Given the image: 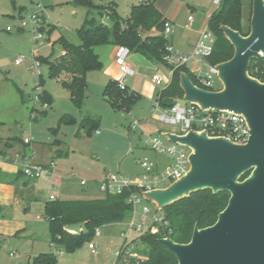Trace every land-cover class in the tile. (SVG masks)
I'll use <instances>...</instances> for the list:
<instances>
[{
	"label": "rangeland",
	"instance_id": "obj_1",
	"mask_svg": "<svg viewBox=\"0 0 264 264\" xmlns=\"http://www.w3.org/2000/svg\"><path fill=\"white\" fill-rule=\"evenodd\" d=\"M184 1L190 3L193 14L201 15L206 0ZM92 2L95 5L111 4L121 16L127 17L132 2L136 1L92 0ZM89 10L88 7L77 5L72 0H15V4L12 0H0V150L11 147L14 137H17V143L13 151L16 152L18 149L21 151L23 147L21 139L28 136L32 139L33 146L38 153L41 152L44 144L51 147L55 139H61L62 149L68 152V155L56 159L57 168L64 171L65 177L69 181L68 189L70 191L61 195V199L89 197L88 188L86 189L80 184L81 179L86 180L91 189L96 181H102L108 173L120 172L132 179L142 175L143 169L137 161L145 156L150 160H157L162 167L171 161V158L159 155L145 147V138L159 135L161 130L158 117L153 115L152 105L155 100H149L142 96L128 114L112 108L104 91L99 92V89L92 88L94 93L90 94V98L83 108L78 109L71 101L69 90L61 83L63 76L51 78L48 66L42 63L44 86L53 97L54 103L52 107L44 108L34 102L32 88L34 77L29 70L33 58L59 56L62 53V45L57 40L61 36L74 44H80L77 30L83 24L82 21ZM243 10V28L247 30L248 26H251L253 0H243ZM90 12L97 20L101 21L102 16L97 9H91ZM35 13L40 15L43 21L45 20L41 28L45 38L42 43L34 41V33H39L38 28L33 29L29 26L22 29L19 27L21 18L29 17ZM193 14L191 13V15ZM102 15L104 16L105 13ZM51 24L55 27L50 30ZM10 25L13 26L12 31L6 29ZM203 28L202 25L201 29ZM177 30L173 26L172 33L175 32L173 36L175 43L185 34L182 28ZM98 47H101L100 50L103 49L104 55L110 54L111 44ZM174 48L179 50L175 46ZM21 55L26 56L27 59L20 65L15 64V59ZM159 64L166 66L164 63ZM133 67H136L135 64ZM88 74L93 85L102 84L99 72L91 71ZM142 75L144 80L151 78L146 73ZM156 86L160 87V90L163 89L161 85ZM222 88L224 85L219 79H216L214 89ZM19 90L23 92V97ZM146 114H149L150 117ZM65 115L74 117L76 122H61ZM86 115L100 120L97 132L95 130L88 133L87 129L81 126V121ZM134 120H137L138 124L132 128ZM162 125L169 128V130L162 131L178 132L173 126ZM6 144L8 147L5 146ZM246 173L248 174L245 178L251 174V171ZM171 184V182H162L158 185V189L167 188ZM101 193L97 190L96 195ZM29 205L31 206V203L28 201L25 203L14 202L11 205V214L15 221L25 222L28 229L35 233V237L33 240L27 238L21 243L20 257L18 258L10 257L7 249H1L0 264H19L30 253L38 255L51 253L46 244L49 224L46 218L42 220L36 218L37 211L33 206L29 211H26V207ZM148 205L152 212L157 210V206L153 202H148ZM160 213L164 214V210H161ZM140 217L138 214L136 223L140 221ZM130 222L129 219L101 226L100 234L95 235L91 240L98 245L97 253H93L89 248L90 241L85 242L71 253L59 247L61 253H58V264H115L116 251L121 248L125 240L122 233L128 231ZM150 223L149 220L147 226ZM134 236H136V232L132 231L129 240ZM134 243L132 247L139 253L138 242Z\"/></svg>",
	"mask_w": 264,
	"mask_h": 264
},
{
	"label": "trees",
	"instance_id": "obj_2",
	"mask_svg": "<svg viewBox=\"0 0 264 264\" xmlns=\"http://www.w3.org/2000/svg\"><path fill=\"white\" fill-rule=\"evenodd\" d=\"M72 1L90 10L97 9L101 16L105 13L111 21V24L99 21L91 15L89 10L83 24L77 30L80 44H74L61 36L57 41L62 45V54L54 58L37 56L43 64L48 66L51 78H59L63 73L69 76L61 80V83L69 90L71 101L76 108L82 109L85 104L88 73L102 69L103 64L95 51L97 46L113 44L127 47L130 52L139 53L150 61L169 65L165 59L169 54L167 50L169 39L163 34L167 19L154 2L144 1L133 5L130 14L123 17L111 4L95 5L92 0ZM12 2L15 4V0ZM243 15V0H223L210 17L208 28L215 36L213 53L207 58L210 64H219L234 56V45L221 29L222 26H229L244 36L249 35L251 26L249 25L247 30L243 28ZM53 28L52 26L50 30ZM181 72H186L196 85L207 89L200 84L197 76L183 65L174 71L171 83L158 92L157 100L163 102L165 97L184 99ZM249 75L264 82V56L251 60ZM42 84L44 85V79ZM19 93L23 97L21 90ZM104 95L112 108L127 113L142 97L140 93L128 87L121 89L116 80L109 81ZM43 100L48 102L49 106L52 105V97L46 90H44ZM61 122L75 123L76 119L65 115ZM81 126L86 128L88 133H92L99 129L100 120L86 115L81 121ZM5 146L8 147L7 144ZM7 152V149L0 150L3 156H7ZM20 173L23 174L22 170ZM247 174H244L241 180L245 179ZM131 191L136 189H126L120 194L104 193L101 197L93 199L50 200L46 205L45 216L49 222L51 244L71 253L85 242H91L97 228L129 219L132 216V206L128 203ZM229 198V192L214 193L212 189L206 188L166 205L163 210L170 229V231L166 230V236L178 243H188L195 226L205 228L217 221L219 214L228 205ZM79 226H83V229L74 230ZM165 234H152L147 230L137 235L133 241L139 240L143 244V247L138 249L143 258H132L130 264H177L175 253L161 241ZM124 244L125 242L121 248ZM30 264H58V256L54 252L41 253L35 256Z\"/></svg>",
	"mask_w": 264,
	"mask_h": 264
},
{
	"label": "water",
	"instance_id": "obj_3",
	"mask_svg": "<svg viewBox=\"0 0 264 264\" xmlns=\"http://www.w3.org/2000/svg\"><path fill=\"white\" fill-rule=\"evenodd\" d=\"M221 29L235 48L230 60L217 65L224 88H201L181 72L184 99L203 109L243 113L251 136L247 143L238 144L224 137H211L205 130L162 132L192 152L191 167L181 179L167 188L143 192L157 210L201 189L230 193L228 205L217 221L205 228L195 226L188 243L170 237L161 239L175 253L177 264H264V82L249 75L251 60L264 56V0H253L249 35L229 26ZM176 99L165 97L163 104L172 106ZM248 171L251 174L241 180Z\"/></svg>",
	"mask_w": 264,
	"mask_h": 264
},
{
	"label": "built area",
	"instance_id": "obj_4",
	"mask_svg": "<svg viewBox=\"0 0 264 264\" xmlns=\"http://www.w3.org/2000/svg\"><path fill=\"white\" fill-rule=\"evenodd\" d=\"M222 1L223 0H214L217 9ZM188 20L192 21L193 15H189ZM44 21L40 15L35 13L29 17L21 18L19 27L22 29L29 26L33 27V29L38 28L39 33H34V41L42 43L45 39L43 31H41ZM6 29L12 31L13 26H7ZM172 29V23L167 21L165 23L163 34L168 37V39L170 38ZM214 45L215 36L208 27L200 33L197 42L187 53L175 51L169 44L167 46L169 54L165 57L169 65L164 66V72L158 71L153 75V83L165 88L171 83L173 73L178 67L187 65L190 62H196L197 64L205 63L207 65V70L204 73L197 75V78L205 88L213 90L215 88V80L219 79V69L217 66L218 64H210L207 61V58L213 53ZM129 54L130 51L127 47H119L116 54V61L119 64L122 73V76L118 79L121 89L127 87V77L135 74V70L128 60ZM26 59L27 58L24 55L18 56L15 59V64L20 65ZM41 66L42 62L38 58H33L29 70L34 77L32 83L34 102L44 108H48V102L43 100L44 88L42 84L43 73ZM152 110L153 115L157 116L159 121L175 127L178 134H185L189 130H205L211 137H224L238 144L247 143L251 136V128L243 113L230 110L203 109L198 104L188 102L185 99H183V101L182 99H176L172 106H165L161 100L156 99ZM137 124L138 121H134L132 128H135ZM24 142L29 143L30 139L25 138ZM144 142L145 145L155 153L171 158L170 163L165 167L160 168L156 162L144 157L143 159L138 160V164L143 169L142 175L132 179L120 172L108 173L99 185V189L102 193L120 194L126 189H136V191H131L128 198V203L132 206V216L130 217L131 222L129 223L128 231L123 234L125 238L123 248L116 251L115 264H130L132 258H143V256L132 247L136 241H133L134 239L129 241V233L132 231H135L136 235H140L147 230L152 234H165L166 230L170 231L169 222L165 219V215L160 213L161 210L152 212L148 205L149 201L144 197L143 192L157 189L158 185L162 182L172 183L181 179L187 174L191 167L189 157L192 150L187 145L172 142L168 137L163 135V133L155 136H147ZM0 159L8 161V158L1 153ZM20 165L23 174L27 178L38 179L44 175L49 176L51 170L56 167V162L53 161L45 165L34 162L26 157L25 161ZM81 184L86 185L87 181L83 179ZM50 200H57V197L54 194H51ZM138 214L141 217L140 221L136 223L135 220ZM149 220L151 223L147 226ZM99 234L100 230L97 228L96 235ZM166 237L168 236L165 234L164 238ZM137 242L138 248L143 247V244L139 240H137ZM97 247L98 245L96 242L92 241L89 243V248L93 253H97Z\"/></svg>",
	"mask_w": 264,
	"mask_h": 264
},
{
	"label": "crops",
	"instance_id": "obj_5",
	"mask_svg": "<svg viewBox=\"0 0 264 264\" xmlns=\"http://www.w3.org/2000/svg\"><path fill=\"white\" fill-rule=\"evenodd\" d=\"M135 1L136 2H132L131 8L133 5L139 4L144 1L154 2L156 7L160 10L163 16L167 19V21L171 22L172 25L175 26L176 31H178L177 30L178 28H182L184 30L185 32L184 36H181L180 40H177L176 43L173 40V36L175 32L173 33L171 32L169 38V44L173 48L175 46L176 49H179L180 51L175 50L174 48L175 51H178L180 53H187L192 49V47L197 42L200 33L204 30V28L208 27V22L210 17L217 10V7L214 4V0H206L204 3V8L201 11V15L198 16L193 14V9H191L190 3L184 0H135ZM191 13L193 14V20L189 21L188 17L189 15H191ZM84 19L82 23L84 22ZM109 20L110 19L106 14L101 18V21L106 24H111L109 23ZM202 25L204 26L203 29H201ZM50 26L53 25L51 24ZM154 30L155 29H153V31ZM154 32L156 33V31ZM97 47L95 48V51L99 55V58L103 64L102 69L97 70V72H99V74L101 75L102 77L101 81L103 82L101 85L95 86L90 82L89 76L87 77L88 90H87V97L85 100V104L87 100L90 98V94L94 93L92 88L99 89V92H103L109 81L111 80L118 81V79L122 76L120 66L116 61V54L119 49V46L111 44L110 54H108L107 56L106 54L104 55V51H102L103 49L100 50L101 47L98 48ZM62 53H63V48H62ZM129 55H130L129 56L130 60L129 59L128 60L130 61L132 67L134 64L136 67L135 68L133 67V69L135 70V74L127 77V82H126L127 87L132 91L140 93L143 97L149 100L150 99L156 100L160 87L156 86L153 83L152 77L158 71L164 72L165 69L164 66H162L159 63L148 60L146 57H144L139 53L130 52ZM186 67L189 69L190 72H192L196 76L204 73L207 70V65L205 63L197 64L196 62H190L186 65ZM144 73L150 75L149 76L151 77L150 80H144L142 78L143 76L142 74ZM62 76L63 77H61V80L69 78V76L66 73L62 74ZM43 88L44 90H46L44 85ZM49 95L51 96L50 93ZM53 103L54 100L52 97V105ZM52 105L50 107H52ZM128 114H130V112ZM146 115L149 116V114ZM158 124L160 125L159 129H161L159 131L160 133L163 132L162 130H169V128L164 127L162 125L164 124L163 122L161 123L160 121ZM169 132H173V130ZM25 138H29V137L26 136L23 139H21L23 145L21 151L17 148L18 151L15 152L13 150L16 148L15 145L17 143V137H14V140L11 143L12 145L10 144L11 147L7 148L8 152H7V156L5 157L8 158V161H3L2 159H0V250L3 248L7 249L9 252V256L12 258L20 257L19 248L21 243L27 238L33 240L35 237V233L32 232L30 229H28L27 224L25 222L23 221L18 222L13 219V215L11 214L12 212L11 205L14 202L19 203L20 201L22 203H25L28 201L31 203V206L29 205L28 207H26V211H29L30 207L33 206L34 210L37 211L36 218L38 220H42L43 218H46L48 222V219L45 216V209L47 203L50 201V195L54 194L57 197V199H61V195H65L70 192L68 189L69 181L65 177L64 171L60 168H57L56 159L64 158L68 155V152H65L62 149V140L55 139L54 142L52 143L53 146L51 147L48 146L47 144H44L43 147L41 148V152L38 153L37 149L33 146L32 139L29 138L30 142L25 143L24 142ZM145 147L148 148L146 145ZM26 157L28 159L33 160L34 162L42 163L45 165L55 161L56 167L51 170V174L49 176L44 175L38 179H29L24 174L20 173L21 170L20 164L25 161ZM152 161L156 162L158 167L160 168L162 167L160 163L157 162V160L156 161L152 160ZM82 180L83 179L80 180V184ZM100 182L101 181H96L94 183V187H91V189L89 187L88 182L86 185L81 184L82 187H85L86 189L88 188L87 193H90V195H88L89 197H82L76 199H93V198L101 197L104 193L96 195L97 190L100 191L99 189ZM63 199H69V198H63ZM129 219H126L124 221H128ZM81 229L82 226L74 228V230L77 231ZM125 232L126 231H124L122 235ZM130 234L131 233H129V235ZM135 237H137V235L134 236L131 240H133ZM46 244L48 245L50 252L56 253L57 256L58 253H61L59 246L51 244L49 229H48V237L46 240ZM37 255H38L37 253H30L28 256H26L27 258H25L24 261L19 262V264H30L33 258Z\"/></svg>",
	"mask_w": 264,
	"mask_h": 264
}]
</instances>
